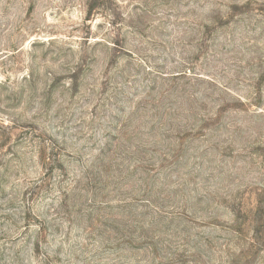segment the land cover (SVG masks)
Masks as SVG:
<instances>
[{"label":"rangeland","instance_id":"rangeland-1","mask_svg":"<svg viewBox=\"0 0 264 264\" xmlns=\"http://www.w3.org/2000/svg\"><path fill=\"white\" fill-rule=\"evenodd\" d=\"M0 264H264V0H0Z\"/></svg>","mask_w":264,"mask_h":264}]
</instances>
